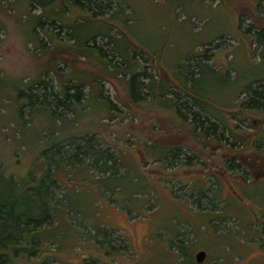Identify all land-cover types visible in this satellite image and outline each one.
<instances>
[{"label": "rangeland", "instance_id": "rangeland-1", "mask_svg": "<svg viewBox=\"0 0 264 264\" xmlns=\"http://www.w3.org/2000/svg\"><path fill=\"white\" fill-rule=\"evenodd\" d=\"M75 1L56 0L42 9L28 0H0V170L40 177L49 163L44 150L53 145L56 158L57 149L73 153L79 140L85 145L92 139L97 149L119 154L120 175H126L108 178L85 166L70 175L69 166L65 174L58 170L65 182L59 198L73 197L85 216L64 210L42 232L44 251L17 264H180L170 239L184 241L194 264H220L221 256L227 264L230 257V264H264V158L254 162L252 146L194 135V112L203 111L176 85L178 77L190 81L188 70L199 75V62L213 61L220 65L215 78L206 69L196 89L205 101L232 106L240 85L254 80L255 71L264 75V38L257 39L264 2L258 10L254 0H97L100 7ZM105 31L115 40L99 35ZM201 53L207 57L186 60ZM180 63L189 68L178 66L176 75ZM142 69L165 81L174 108L131 101L128 79ZM227 71L230 82L238 77L225 88L229 101L220 81ZM81 83L82 102H72L71 110L56 106L64 86ZM216 106H210L211 121L224 113L229 124L238 121L249 138L257 137L264 111L242 112L241 104L228 114ZM172 147L180 154L162 153ZM83 157L90 164L91 157ZM230 160L243 166L232 169ZM101 222L112 231L110 245L93 236L92 225ZM202 249L209 255L198 263Z\"/></svg>", "mask_w": 264, "mask_h": 264}, {"label": "trees", "instance_id": "trees-1", "mask_svg": "<svg viewBox=\"0 0 264 264\" xmlns=\"http://www.w3.org/2000/svg\"><path fill=\"white\" fill-rule=\"evenodd\" d=\"M28 1L31 7L35 8L38 5V7L45 9L56 0ZM75 2L79 4V0H76ZM88 2L91 4L98 3L97 0H88ZM254 2L257 6V9L262 10L261 5L263 4L264 0H254ZM98 6L100 7V4ZM118 13L121 12L118 11ZM241 27H243L242 20L239 22V28ZM107 31L99 33V35L108 37L111 40H115V37ZM96 36L97 34L92 39L96 40ZM257 36L258 40H262L261 38H264V31H258ZM195 57L205 58L207 57V53H201L197 56L189 57L186 60H191V58ZM198 64H200L199 75H196L188 70L187 75L189 76L190 81H188V78H183L184 81L181 83L178 77V84H176L182 89V91L185 90L203 111L202 115L198 112H194V119L191 121L192 124H195L193 125V129H191L194 135L203 136L204 138H208L209 136L215 137L218 141L224 140L233 147L237 146L238 144L252 146V156H254L253 161L259 163V161L264 158V127H262L264 123L261 124V127L259 126L260 128H258L259 131L257 137H255V134L249 138L248 135L245 134L246 132L242 129V126L238 123V121H231V124H229L223 116L224 113H222L223 115L220 114V116L219 113L215 114V121H211L208 117L212 111L210 106L213 105L215 107L216 105L209 101H205L204 97L199 94V90L196 89V85L199 78L203 77V75L206 73V69L209 72H212L211 76L215 78L213 72L215 67L218 68L220 65H214L213 61H203V63L199 62ZM181 65L189 68V65L180 63L175 67L174 71L176 72V75L178 74L177 67ZM232 69L236 73L238 72L235 67ZM260 71L261 70L255 71L254 80L252 79L247 86H245V84L244 86L240 85L241 90H238L234 101L232 102V106H227L226 108H221L218 106L216 107L222 111H227L228 114H230V111L233 107H240L241 104L243 105L240 108L242 112H245L247 109L264 111V79L260 78L264 75H257ZM229 76V71H227L225 75L220 76V81H222L224 83L223 85L225 86L222 91V97L226 98L228 101L230 94L225 88L227 84H233L238 79V77H233L232 82H230L228 78ZM142 78L144 79L142 80ZM177 79L175 80L177 81ZM164 82L165 81L163 80L157 81L154 79L152 75L146 71V69H142V71L131 72L128 79L129 98L135 104L148 101L155 103L157 102V105L162 108H174L175 106L173 102L175 100L166 98V89L168 88L164 86ZM188 82H190V85H188ZM85 86L86 85H84V83H81V85L74 84L71 86H64V97H62L63 100L58 99L56 106H62L71 110L70 104L72 102L79 103L84 100ZM73 89H75L74 92L71 91ZM148 95L153 97L152 100L148 99ZM241 95L247 97L243 102L238 101ZM33 101L34 98H32V100L29 102L33 104ZM202 101H205L208 104ZM234 115L236 116L234 120L243 121L248 127L256 128L254 121L242 119L241 115L239 114ZM58 117H60V115H58ZM225 134H228L229 137H225ZM78 138L82 139L84 137ZM80 142H82V140H79L77 143H75V152L73 153H69L68 150L63 151L60 148L57 149L58 157L56 156V158L54 156L55 151H53V145L47 149L45 148L46 150H44V154L49 152L47 157L45 156L49 163L46 166L44 173L40 177L30 174L28 177L19 178L12 174H8L3 170H0V264H17L23 260H31L34 257H38L44 251L42 235L44 228L49 226L52 227L58 215H65L63 212L64 210L67 213L85 216L83 209L75 205L73 197H66L65 199L59 198L61 185H65V182L63 181L62 175L57 173L58 170L65 174L67 172L66 169L69 166L71 169L67 173L70 175V173L79 166H85L86 168H90V170L95 169L100 174H108L110 176L108 178L112 177L121 179L124 175H126L124 174L122 177L120 175L121 159L119 158V154L116 151H112L108 148L97 149L94 146L92 139H88L85 145ZM179 150L180 149L176 147H172L170 149L163 148L162 153L174 157L180 154ZM83 156L91 157L90 164L85 165ZM227 164L232 169L243 166L242 161L236 163L235 160L227 161ZM246 173L248 174V171ZM245 178L248 179L247 177ZM103 181L104 179H98L96 181L97 185L101 187L102 185L100 182ZM241 183L245 184L243 186L251 185L250 182L248 183L244 179H242ZM242 192H244L243 189ZM238 202H241L240 199ZM67 219L68 223L72 225L75 230H78L79 227L72 224L69 218ZM92 226H94L93 236L97 243L101 246H106L107 244L110 245L112 231H108V228L102 227V222L96 223ZM249 231L250 229L246 228L245 233H243L245 238ZM183 242L184 241L181 239H170L169 245L171 248L177 249L180 264H194L193 259L189 260L188 254L185 253V246ZM121 247L122 246H120V248ZM124 249H126L125 246ZM207 253L209 255L208 250ZM219 260L221 261L220 264H227L226 256H221ZM81 263L83 264V262ZM84 264L89 263L85 262ZM228 264H230L229 261Z\"/></svg>", "mask_w": 264, "mask_h": 264}, {"label": "water", "instance_id": "water-1", "mask_svg": "<svg viewBox=\"0 0 264 264\" xmlns=\"http://www.w3.org/2000/svg\"><path fill=\"white\" fill-rule=\"evenodd\" d=\"M208 256V253L206 250L202 249V250H199L196 255H195V260L198 262V263H203L206 258Z\"/></svg>", "mask_w": 264, "mask_h": 264}, {"label": "crops", "instance_id": "crops-1", "mask_svg": "<svg viewBox=\"0 0 264 264\" xmlns=\"http://www.w3.org/2000/svg\"><path fill=\"white\" fill-rule=\"evenodd\" d=\"M101 188H103V187H101ZM86 216H87V215H86ZM229 261H230V262L233 261L231 257H230V260H229ZM263 261H264V250H263L261 256L259 257V262H263ZM263 263H264V262H263Z\"/></svg>", "mask_w": 264, "mask_h": 264}]
</instances>
